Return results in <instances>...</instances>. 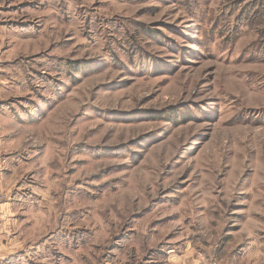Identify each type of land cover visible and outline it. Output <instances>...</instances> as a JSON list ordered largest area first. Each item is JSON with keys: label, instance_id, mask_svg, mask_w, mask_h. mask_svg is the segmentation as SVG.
Here are the masks:
<instances>
[{"label": "rangeland", "instance_id": "rangeland-1", "mask_svg": "<svg viewBox=\"0 0 264 264\" xmlns=\"http://www.w3.org/2000/svg\"><path fill=\"white\" fill-rule=\"evenodd\" d=\"M0 192V263L264 264V0H0Z\"/></svg>", "mask_w": 264, "mask_h": 264}, {"label": "crops", "instance_id": "crops-1", "mask_svg": "<svg viewBox=\"0 0 264 264\" xmlns=\"http://www.w3.org/2000/svg\"><path fill=\"white\" fill-rule=\"evenodd\" d=\"M4 212L6 213V216H7V232L5 234V236L2 238L1 240V244H0V262H2V260L6 257L7 253L9 254V252H12V248H13V242L14 240H12L11 242H6L5 243V240H6V237H14L16 235V228H17V224L19 219V215H16L17 211L14 210V208L12 209V206H11V202H7L5 205H4V208H3ZM11 238V239H12ZM18 243V241H16ZM0 264H4V263H0Z\"/></svg>", "mask_w": 264, "mask_h": 264}, {"label": "built area", "instance_id": "built-area-1", "mask_svg": "<svg viewBox=\"0 0 264 264\" xmlns=\"http://www.w3.org/2000/svg\"><path fill=\"white\" fill-rule=\"evenodd\" d=\"M6 199H7V196L4 193L0 192V236L3 234L5 230L4 216H3L1 208L3 204L5 203Z\"/></svg>", "mask_w": 264, "mask_h": 264}]
</instances>
